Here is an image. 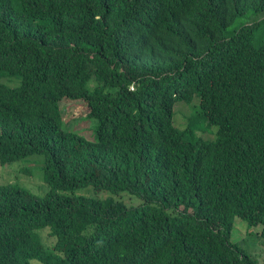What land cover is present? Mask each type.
I'll use <instances>...</instances> for the list:
<instances>
[{
	"label": "trees",
	"instance_id": "16d2710c",
	"mask_svg": "<svg viewBox=\"0 0 264 264\" xmlns=\"http://www.w3.org/2000/svg\"><path fill=\"white\" fill-rule=\"evenodd\" d=\"M14 162L45 188L0 184V264H258L230 233L264 242V0H0Z\"/></svg>",
	"mask_w": 264,
	"mask_h": 264
},
{
	"label": "rangeland",
	"instance_id": "374dc122",
	"mask_svg": "<svg viewBox=\"0 0 264 264\" xmlns=\"http://www.w3.org/2000/svg\"><path fill=\"white\" fill-rule=\"evenodd\" d=\"M255 18L256 16H252V13H249V15L245 19L240 20L234 26L230 27L229 31H233L235 28H237L239 24L247 23V21L249 20L253 21ZM195 100H196V103L198 104V99L195 98ZM83 108H84L83 102H78V101L77 102H66V104H61V112L63 115L65 114L67 115L71 113L81 114L84 112ZM176 108L185 110L186 106L181 105V104H176V106H174V109H173V125L176 126L175 123L180 124L179 127L181 129L185 122L178 114L175 120V113H178ZM187 111L185 112L187 113ZM174 120H175V123H174ZM79 126L88 127V123L82 122ZM204 129L207 130L208 132L211 131L210 128L206 129V126L204 127ZM212 129L214 130V132H216V127H212ZM196 135L207 141H212L215 139L212 133L210 135H206L210 139L213 137L212 140L205 139L198 133ZM14 163H17V164H14ZM14 163H12L13 165H7L5 167H0V184L17 182L19 185L28 188L33 193H38L40 190L42 191L45 188V185L37 176L35 175L26 176L20 173V170L24 167L22 163L20 162H14ZM84 193L91 194V192L89 191L84 192ZM261 228H262L261 225L255 228L254 227L247 228V225L244 221L238 218H235L234 223H233V228L230 233L231 242L237 245L240 249L244 250L258 264H264V242L263 241L261 242V240L257 237V235H259L261 231Z\"/></svg>",
	"mask_w": 264,
	"mask_h": 264
}]
</instances>
